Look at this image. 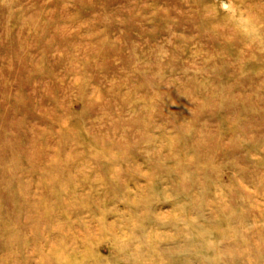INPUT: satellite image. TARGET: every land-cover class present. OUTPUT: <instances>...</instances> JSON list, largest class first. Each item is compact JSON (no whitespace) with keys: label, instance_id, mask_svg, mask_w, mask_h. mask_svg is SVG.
Listing matches in <instances>:
<instances>
[{"label":"rangeland","instance_id":"374dc122","mask_svg":"<svg viewBox=\"0 0 264 264\" xmlns=\"http://www.w3.org/2000/svg\"><path fill=\"white\" fill-rule=\"evenodd\" d=\"M0 264H264V0H0Z\"/></svg>","mask_w":264,"mask_h":264}]
</instances>
